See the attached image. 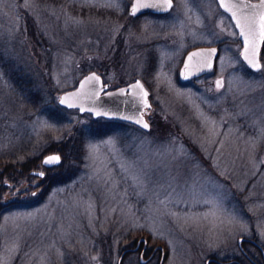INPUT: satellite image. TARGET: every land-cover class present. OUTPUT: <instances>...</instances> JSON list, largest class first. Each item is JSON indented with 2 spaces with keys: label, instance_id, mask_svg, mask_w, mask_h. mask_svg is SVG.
Listing matches in <instances>:
<instances>
[{
  "label": "rangeland",
  "instance_id": "1",
  "mask_svg": "<svg viewBox=\"0 0 264 264\" xmlns=\"http://www.w3.org/2000/svg\"><path fill=\"white\" fill-rule=\"evenodd\" d=\"M131 1L0 0V83L9 89L18 72L39 90L27 112L0 95V153L30 143L43 155L74 128L85 137L68 180L3 214L0 264H110L107 238L136 230L165 244L164 264L229 252L250 221L264 242V47L255 73L217 0H174L140 18ZM217 43L215 69L180 85L188 50ZM92 70L111 87L145 82L149 131L119 120L95 130L104 124L58 104Z\"/></svg>",
  "mask_w": 264,
  "mask_h": 264
},
{
  "label": "water",
  "instance_id": "2",
  "mask_svg": "<svg viewBox=\"0 0 264 264\" xmlns=\"http://www.w3.org/2000/svg\"><path fill=\"white\" fill-rule=\"evenodd\" d=\"M221 9L231 18L242 43L241 57L253 72L263 67L262 50L264 46V0H217ZM174 0H132L128 12L137 17L152 12L164 14L171 11ZM219 46L199 45L191 48L185 55L179 70V79L189 81L212 71L219 55ZM102 74L92 70L85 74L74 88L63 91L58 104L61 107L77 110L81 114L90 113L94 118L125 121L150 130L147 118L153 104L150 90L141 78L110 89ZM60 152H50L43 156L46 167L61 164ZM43 176V170H32ZM162 264V263H161Z\"/></svg>",
  "mask_w": 264,
  "mask_h": 264
},
{
  "label": "flooded vegetation",
  "instance_id": "3",
  "mask_svg": "<svg viewBox=\"0 0 264 264\" xmlns=\"http://www.w3.org/2000/svg\"><path fill=\"white\" fill-rule=\"evenodd\" d=\"M168 13L157 14V13L147 12L137 17L140 18L141 16L147 14L165 15ZM211 45H215V44H211ZM217 45L219 46L220 49V44L217 43ZM212 71L185 82L179 79L180 80L179 83L180 85L192 84L194 80H198L210 74ZM109 88L113 89L116 87L109 86ZM50 152H60V151L57 150L47 151L45 154ZM43 167L46 168L43 169L44 171L43 176L47 174V177L42 182L40 187L37 186L32 191L33 193H35L37 190H39L40 191L39 195H42L44 197L46 196V192L48 191L47 188L49 184L55 183L57 179L61 176L62 172L61 170L56 171L57 168H54L55 166H51V167L43 166ZM47 169H49V174ZM3 181L0 180V195L1 194L5 196L8 195L10 196V198L7 201H4V198H0V225L2 223L1 220L3 218V214L8 210H10V208L14 207L15 204L17 203L19 204V202L24 201L26 203V196L29 193L31 194L32 192L31 190H28L29 189L28 187L25 188L12 187L11 181L8 180H3ZM19 196L21 197L17 199L16 197ZM240 213L244 214L245 212L240 211ZM249 223L246 229H242V230L239 229L230 237L229 242L232 243L234 249H231L229 250V252H225V253H217V252L211 253L206 257L204 264H264V242L262 240V234L260 233V230L255 227L254 223H251V221ZM115 240L112 237L107 238L106 250L109 255L110 261L111 259L113 260L115 256H117L116 264H161V263L164 264L165 260L168 257V250L165 244L162 243L161 241L154 240L152 235L147 230H136L134 234L133 233L126 235L120 234L119 239L115 238Z\"/></svg>",
  "mask_w": 264,
  "mask_h": 264
},
{
  "label": "trees",
  "instance_id": "4",
  "mask_svg": "<svg viewBox=\"0 0 264 264\" xmlns=\"http://www.w3.org/2000/svg\"><path fill=\"white\" fill-rule=\"evenodd\" d=\"M4 65H7V63L5 62ZM18 74H19L18 72H15L12 75L10 73V75L12 76L10 78L11 84H8L10 90L7 89V87H3L2 86L3 84L0 83V95L2 94L4 96L8 95V97L4 98L5 104L11 105L14 108L17 107L20 111L27 112L32 107H35V105L37 104V99L39 97L38 85H35L36 83L33 82L32 80L29 79L27 80L26 78L23 79L22 76ZM93 121L102 122L104 125L98 127L95 130H101L104 132L108 131L109 129H111V127H113L116 123L119 122L118 120L105 119V118H95ZM75 132L76 129L75 128L72 129L70 134H68L65 137V142H63V145L55 149L57 151H60L63 156L61 165L54 167L57 168L56 171L61 170L62 172L61 176L57 179L55 183L65 182L66 180H68L69 174H67L65 171L69 170V166L70 163L72 162V159L82 158V151L84 148L85 137L84 135H79ZM71 133H75V134L71 135ZM99 133H103V132H99ZM36 149L37 148L34 145L30 143L29 144L24 143L17 147L15 146L14 148H8V149L6 148L5 150H3V153H0V180L11 181L12 187H17V188L28 187L29 189L26 188L28 190H34L33 188H36L37 186L40 187L42 182L47 177V174L43 177H40L31 173V171L35 169L36 170L46 169L43 167L41 162L42 156L44 154L39 156L37 154V151L33 152ZM53 150L54 149L48 151H53ZM47 170L49 174V169ZM38 195L39 194L37 195L35 194L32 196H37V198L40 199V196ZM3 196L4 195L1 194L0 198H2ZM20 197L21 196H19L18 198ZM105 252L107 258H109L106 249ZM103 254L105 255L104 252ZM111 261L110 264H112Z\"/></svg>",
  "mask_w": 264,
  "mask_h": 264
}]
</instances>
